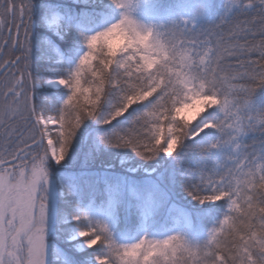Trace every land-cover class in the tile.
Returning <instances> with one entry per match:
<instances>
[{
  "label": "snow or ice",
  "instance_id": "obj_1",
  "mask_svg": "<svg viewBox=\"0 0 264 264\" xmlns=\"http://www.w3.org/2000/svg\"><path fill=\"white\" fill-rule=\"evenodd\" d=\"M0 264H264V0H0Z\"/></svg>",
  "mask_w": 264,
  "mask_h": 264
}]
</instances>
